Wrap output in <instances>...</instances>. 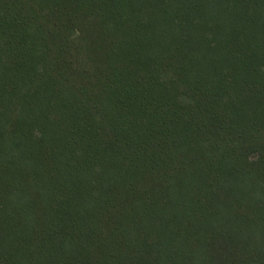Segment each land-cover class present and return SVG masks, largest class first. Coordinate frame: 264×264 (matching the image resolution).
Returning <instances> with one entry per match:
<instances>
[{"label": "trees", "instance_id": "1", "mask_svg": "<svg viewBox=\"0 0 264 264\" xmlns=\"http://www.w3.org/2000/svg\"><path fill=\"white\" fill-rule=\"evenodd\" d=\"M0 264H264V0H0Z\"/></svg>", "mask_w": 264, "mask_h": 264}]
</instances>
